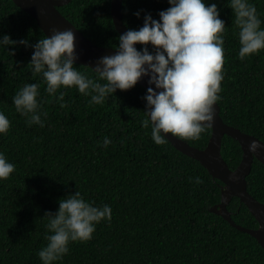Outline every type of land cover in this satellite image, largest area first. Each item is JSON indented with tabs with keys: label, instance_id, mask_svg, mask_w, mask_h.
<instances>
[{
	"label": "trees",
	"instance_id": "1",
	"mask_svg": "<svg viewBox=\"0 0 264 264\" xmlns=\"http://www.w3.org/2000/svg\"><path fill=\"white\" fill-rule=\"evenodd\" d=\"M229 3L205 0L206 6L217 5L226 27L220 117L264 143V51L239 59ZM249 3L264 30V0ZM110 6L111 0H72L58 11L95 46L115 50L120 36ZM168 8V0H123L122 20L128 31H138L145 16L159 20ZM3 36L27 40L28 46L0 49V112L10 122L9 132L0 136V153L16 168L9 180L0 182V264H42L39 253L50 235L45 214L54 215L58 201L77 192L96 207H111L112 220L97 225L89 242L70 244L60 264H264V250L252 237L209 212L220 203L222 184L170 143L156 146L151 128L142 127L146 90L136 85L92 107L90 97L76 89L62 90L68 107L61 109L28 66L33 48L46 37L10 0H0ZM76 67L95 79L89 68ZM31 84L40 86L43 128L29 127L12 103ZM210 135L208 130L199 141L184 142L203 150ZM105 139L111 141L107 149ZM221 154L231 170L241 162L240 146L231 138L224 137ZM196 178L203 183L197 185ZM246 181L248 193L264 205V166L255 160ZM228 211L237 225L258 227L237 199Z\"/></svg>",
	"mask_w": 264,
	"mask_h": 264
},
{
	"label": "clouds",
	"instance_id": "2",
	"mask_svg": "<svg viewBox=\"0 0 264 264\" xmlns=\"http://www.w3.org/2000/svg\"><path fill=\"white\" fill-rule=\"evenodd\" d=\"M168 4V10L159 13V20L147 15L141 29L126 31L119 37L115 54L103 57L94 68H89L95 79L77 70L79 57L72 30H53L47 38L40 39L28 66L34 76L42 78L46 94L55 98L61 109L68 107L64 103L67 93L62 90L76 89L80 95L90 97L89 107L103 106L116 92H128L147 78L149 87L143 98L146 108L142 127L151 128L154 144L164 146L169 136L182 141H199L215 122L214 106L220 100L224 80L226 27L219 18L216 4L206 6L205 0H168ZM228 7L235 17L239 59L243 62L264 51L262 21L249 0H230ZM135 15L139 19L141 14ZM17 45L27 47L28 41L14 42L9 36L0 38V49H14ZM8 54L14 56L15 52ZM39 97L40 86L31 84L25 85L12 101L29 127L45 126ZM44 117L46 119V113ZM9 130L10 122L0 112V136ZM110 144L111 141L105 139L103 146L107 149ZM262 147L264 145L253 142L248 151L255 154ZM15 171V165L0 153V182L9 180ZM195 183L200 185L203 181L196 178ZM45 215L50 235L46 237L47 246L40 251L39 260L42 264H60L69 254L70 244L89 242L97 225L111 222L112 209L96 207L77 192L58 201L54 215Z\"/></svg>",
	"mask_w": 264,
	"mask_h": 264
},
{
	"label": "water",
	"instance_id": "3",
	"mask_svg": "<svg viewBox=\"0 0 264 264\" xmlns=\"http://www.w3.org/2000/svg\"><path fill=\"white\" fill-rule=\"evenodd\" d=\"M10 1L36 22L46 38L53 30L61 32L72 30L76 35V53L79 57L76 65L94 68L100 59L115 54L112 49L95 46L58 12L59 8L68 6L72 0ZM122 4L123 0H111L110 15L119 36L128 31L122 20ZM137 85L147 91L149 87L147 78H143ZM214 111L215 122L210 129L208 144L203 150L193 148L175 137L169 136L166 139L177 152L199 163L214 181H219L223 185L220 203L210 208L209 212L223 219L232 228L252 237L264 250V205L248 193L246 181L251 173L254 160L264 165V147L253 154L248 151V146L253 142L259 145H264V143L238 129L227 126L220 117L218 104L214 106ZM224 137L236 141L242 151L241 162L234 170L228 167L221 154ZM234 198L238 199L255 219L258 226L256 229L243 228L232 220L228 206Z\"/></svg>",
	"mask_w": 264,
	"mask_h": 264
}]
</instances>
